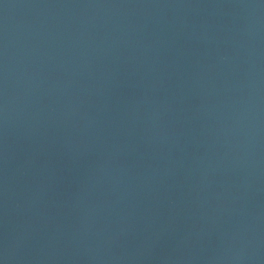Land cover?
<instances>
[{"label": "water", "instance_id": "1", "mask_svg": "<svg viewBox=\"0 0 264 264\" xmlns=\"http://www.w3.org/2000/svg\"><path fill=\"white\" fill-rule=\"evenodd\" d=\"M0 264H264V0H0Z\"/></svg>", "mask_w": 264, "mask_h": 264}]
</instances>
